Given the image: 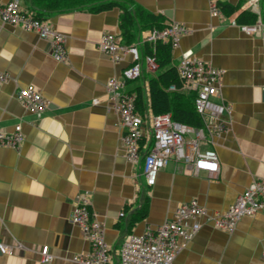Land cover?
Here are the masks:
<instances>
[{"label":"crops","instance_id":"crops-1","mask_svg":"<svg viewBox=\"0 0 264 264\" xmlns=\"http://www.w3.org/2000/svg\"><path fill=\"white\" fill-rule=\"evenodd\" d=\"M9 0H0V6ZM133 8L158 17L162 27L171 22L186 27L179 47L171 49V63L189 54L221 70L218 100L229 107L225 130L201 141L199 150H213L219 169L213 177L194 174L171 159L152 187L144 183L141 164L126 161L123 130L114 101L105 89L110 78L122 79L131 65L102 53V34L121 38V10L102 12L85 8L40 11L30 0H20L23 11L40 13L48 27L65 37L66 62H56L48 40L34 31L0 21V131L21 126L18 150L0 146V243L10 254L0 264H74L72 258L89 250L80 229L69 221L81 198L103 225L105 241L117 264L127 234L141 235L169 220L181 204L195 200L208 216L225 212L255 180L264 177V29L251 36L226 23L242 12L264 24V0H127ZM233 9L231 15L210 14L211 4ZM220 8V7H219ZM133 41L141 57L142 74L126 82L124 91L140 87L147 100L150 79L162 70L146 64L143 34L135 22ZM164 70V69H163ZM32 87L47 103L40 116L19 102L15 94ZM207 139H210L207 137ZM147 204L144 218L130 221ZM123 213V216L120 214ZM199 231L172 264H264V212L241 218L232 233L196 219ZM191 222H188L190 224ZM47 246L50 263H41L39 251Z\"/></svg>","mask_w":264,"mask_h":264},{"label":"built area","instance_id":"built-area-1","mask_svg":"<svg viewBox=\"0 0 264 264\" xmlns=\"http://www.w3.org/2000/svg\"><path fill=\"white\" fill-rule=\"evenodd\" d=\"M210 14L213 17L221 16L220 9L214 3L210 6ZM0 21L26 31H34L40 39L49 41L51 54L56 62H66L65 37L50 29L44 20H38L33 14L23 11L20 0H9L0 6ZM226 23L238 26L251 36L260 34L264 29L260 20L243 25L229 16ZM186 33L185 26L171 22L160 29L145 32L142 39L150 44L166 43L171 49H177ZM97 47L114 62H120L125 54L132 57L131 65L122 72V79L110 78L105 89L114 101V110L123 130L121 141L124 157L130 164H141L145 185L152 187L158 172L171 159L190 167L194 174L204 172L208 177L215 176L219 169L217 154L213 150L201 152L199 144L201 141L210 142L211 138L225 130L228 123L224 116L229 114L230 109L218 100L221 70L189 54L183 55L176 66L183 83L182 90L194 93L195 111L203 124L196 128L175 122L170 114L153 115L149 109L143 114L136 111L133 95L124 91L126 82L133 81L142 74L141 57L135 45H123L119 36L104 33ZM145 61L150 70L156 69L152 57L146 56ZM7 79V74L0 73V84ZM174 89L173 86L168 88L169 91ZM15 97L37 116L47 108V103L32 87L20 89ZM22 140L20 125H15L9 133L0 131V146L18 150ZM259 212H264V177L255 180L219 215L208 216L202 206L191 200L178 206L171 218L155 229L146 230L141 235L127 234L119 249L117 264H172L176 255L186 248L187 243L199 231L200 224L196 219L205 218L214 227L232 233L241 218ZM69 221L80 229L89 245L86 254L72 258L74 264L113 263L110 247L105 241L104 227L90 210V203L86 198H81L74 204ZM10 252L8 247L0 243V254ZM39 257L41 263L51 262L52 256L47 246L40 249Z\"/></svg>","mask_w":264,"mask_h":264},{"label":"trees","instance_id":"trees-1","mask_svg":"<svg viewBox=\"0 0 264 264\" xmlns=\"http://www.w3.org/2000/svg\"><path fill=\"white\" fill-rule=\"evenodd\" d=\"M33 5L38 6L40 11H63L78 8H85L92 12H102L116 7L121 10L120 33L125 44L129 45L133 41L131 28L137 22L141 29L148 28L160 29L162 26L158 24V17L151 14H144L142 11L133 8L132 4L127 0H30ZM220 7V8H219ZM219 9L226 11V6L219 5ZM233 9L226 11V15H231ZM33 16L38 20H43L40 13L36 12ZM256 16L242 12L236 22L239 24H252L255 22ZM144 54L154 59L156 71L162 70L156 77L148 82L147 86V102L144 97L143 90L138 87L134 90L135 109L140 114L146 112L147 109L153 115L170 114L175 122L191 126L201 127V118L195 111L194 93L182 90V81L178 76L176 67H169L171 63V47L169 44L157 42L155 44L147 43L144 46ZM164 69V70H163ZM129 82V81H128ZM173 86L175 89L169 91L168 88ZM147 204L144 203L137 210L130 221V224L138 219L144 218L146 214Z\"/></svg>","mask_w":264,"mask_h":264}]
</instances>
